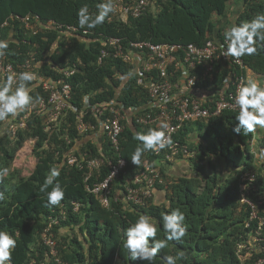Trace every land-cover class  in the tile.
<instances>
[{
  "label": "trees",
  "instance_id": "1",
  "mask_svg": "<svg viewBox=\"0 0 264 264\" xmlns=\"http://www.w3.org/2000/svg\"><path fill=\"white\" fill-rule=\"evenodd\" d=\"M103 2L0 0V24L8 20V26L1 29L0 40L9 45L0 57L17 66L34 56L40 63L38 77L71 85L69 104L78 110L88 99L91 104L121 103L128 111L131 105L142 106L147 95L137 82L134 64L111 56L98 62L100 49L109 37L120 38L126 50L131 42L144 40L205 46L224 43L227 28L264 13V0H152L139 17L124 20L110 13L103 24L81 28L78 10L87 6L95 16ZM232 8L238 13L231 23L227 17ZM28 13L40 18L29 28L14 17ZM257 49L255 54L241 58L257 78H264V45L258 43ZM66 67L74 68L68 78L62 74ZM230 70L228 62L215 61L213 89H234L231 82H224ZM232 70L246 75V70ZM3 82L0 78V84ZM16 86H12L13 90ZM27 88L31 102L46 96L37 80L28 82ZM26 111L27 107L7 120L16 121ZM238 113L227 111L218 117L190 121L178 131L175 139L193 155L189 159L191 173L172 177L162 171L165 183L157 184V190L165 195L162 202L153 196L137 205L124 202L119 194L108 207L86 191L84 170L64 161L62 151L82 142L78 149L90 157L110 158L115 152L103 136L94 142L91 132L78 134L77 113L70 106L49 127L42 117L29 115L25 128L18 130L15 138L11 137L7 120L0 121V231L8 232L16 240L10 264H146L127 257L122 247L124 230L140 215H146L157 226L156 238L164 239L161 217L174 209L185 216L186 235L180 241L169 240L167 247L157 254L155 264H166L169 255L176 257V264H252L264 257V133L256 138L255 156L251 151L252 133L233 131ZM131 119L123 121L120 136V154L127 162V175L120 176L112 185L114 193L123 189L121 184L130 183V175L141 168V163L137 166L131 161L132 154L141 146L133 139L134 133L155 128ZM191 134L200 142H190ZM23 144L36 159L27 176L16 160ZM144 159L154 161L156 156L149 150L142 153L140 160ZM52 168L59 169L57 181L65 193L56 206H49L46 193L40 191ZM107 170L102 165L99 175L91 181L100 180ZM249 172L256 176L251 184L246 179ZM243 195L256 203L257 216L253 219L248 204L240 201ZM73 202L79 204L78 210L73 209ZM51 216L59 220L51 226L56 239L55 257L42 239ZM255 235L260 241L252 240Z\"/></svg>",
  "mask_w": 264,
  "mask_h": 264
},
{
  "label": "built area",
  "instance_id": "2",
  "mask_svg": "<svg viewBox=\"0 0 264 264\" xmlns=\"http://www.w3.org/2000/svg\"><path fill=\"white\" fill-rule=\"evenodd\" d=\"M152 0H111L115 11L122 19L127 17H138L142 15ZM25 27H31L40 18L35 14L14 16ZM8 26V20L0 24L1 29ZM74 30V28H73ZM86 31H84L85 33ZM227 47L225 43H210L198 46L194 43H153L151 41H134L130 48L125 49L120 38L109 37L105 46L100 49L98 62L106 57L121 58L134 64L137 73V82L143 86L147 95V101L142 105H131L129 114L133 120L140 125H149L155 128L163 121L169 127L166 137H170L171 143L153 154L160 163H172L181 153L186 154L187 146L175 139L178 131L190 121L203 120L218 117L223 112H239L234 97L240 86L246 83V75L238 74L233 68L243 70L245 68L242 58H226L223 53ZM215 61H226L231 68L226 82H231L233 90L223 88L213 89V71ZM38 63L34 56H29L22 63L14 66L12 63L0 57V78L6 80L10 74L18 76L21 72H31L35 75L38 84H41L46 96L30 103L27 111L18 120H7L11 137L15 138L18 130L24 129L29 115H37L44 119L47 127L57 122L64 110L69 106L77 113L76 129L78 134L84 135L91 132V136L104 137L110 143L115 155L112 157L94 156L90 157L86 151L79 150L73 146L72 149L62 151V157L71 166H77L84 170V186L86 191L92 193L104 207L116 201L119 194L124 202L141 205L153 197L157 184H164L165 180L161 169L156 163L148 159L141 161V168L130 175L131 182L121 184L114 193V185L120 176L127 175V162L120 154V136L124 129L123 121L127 119L128 113L124 111L121 103L105 102L102 104H91L85 99V106L78 110L69 104L71 98V85L66 81H57L50 77H38ZM74 73L73 67L62 70L65 78ZM144 77L145 80L142 78ZM14 85V84H13ZM87 117V118H86ZM94 117V120L91 118ZM67 140L66 144H69ZM78 142V141H76ZM83 145V143L81 144ZM80 148V147H79ZM102 165H106L107 172L100 179L91 181L99 175ZM158 166V167H157ZM252 181L254 176H248ZM255 190V187H253ZM243 202L250 207V219L257 216L255 202L242 196ZM79 204L73 202V209L78 210ZM50 224L42 234L43 242L49 247L51 255L57 256L56 239L51 231V226L57 224L58 217H50ZM254 237L253 240H258ZM59 261L58 258H56ZM252 264H264V257H259Z\"/></svg>",
  "mask_w": 264,
  "mask_h": 264
},
{
  "label": "clouds",
  "instance_id": "3",
  "mask_svg": "<svg viewBox=\"0 0 264 264\" xmlns=\"http://www.w3.org/2000/svg\"><path fill=\"white\" fill-rule=\"evenodd\" d=\"M114 11L115 9L110 0H105V2L98 5V11L95 16L89 13L87 6H84L77 12V22L81 28L92 29L103 24L109 14ZM228 21L232 23L234 20L228 19ZM224 37L225 41H227V47L223 53L224 57L239 59L245 55L255 54L258 50L257 44L264 45V13L256 15L255 18L248 22L227 28L224 32ZM217 44H220V42L218 41ZM8 47L9 45L6 40H0V56L5 54V50ZM243 70L252 72L246 65ZM34 79L36 77L33 73L25 71L19 73L18 76L16 74L8 75L3 84H0V121H6L9 116L15 117L20 111H23L30 105L32 97L29 95L27 83ZM258 80L262 81L264 78L258 77ZM13 84L17 85L15 90H13ZM234 101L239 107V113L235 117L237 124L233 128V131L238 134L242 132L244 135L252 133L251 143L255 141L256 144L257 137H254V131L257 127L264 128V87L247 78L246 83L238 88ZM126 113H128V116L125 121H132L129 109ZM168 127L169 125L166 122L161 121L157 128L149 129L146 133H134L133 139L139 141L141 145L136 148L131 156V161L134 165H140V157L143 152L149 150L158 152L171 143L170 137H166ZM254 154L257 156V150ZM192 156L191 152L186 154L181 153L172 163L162 164L157 158L151 162L156 163L161 172H167L168 166H173L181 158L189 161ZM59 175L60 171L58 168L50 169V174L45 178L44 183L40 187V191L45 192L47 195V204L49 206L59 205L65 195L64 190L57 181ZM251 175L254 176L253 180L256 178L254 173L249 172L246 174L249 184L253 182V180L250 181L248 178ZM50 186L51 191H48ZM0 199H3V193H0ZM259 219L261 218L259 217ZM161 220L165 233L164 239L156 238L157 226L146 215H140L135 222L124 230L122 247L127 251L128 258L131 260H141L146 262V264H155L157 254L167 247L169 240L180 241L186 235L187 229L183 223L185 216L179 209H174L170 213L164 214ZM254 237H257V235ZM258 240L260 241V239ZM15 247L16 240L13 236L8 232L0 231V264H10L12 251ZM177 255L182 256L183 253H178ZM165 259L166 264H176V257L169 255Z\"/></svg>",
  "mask_w": 264,
  "mask_h": 264
},
{
  "label": "crops",
  "instance_id": "4",
  "mask_svg": "<svg viewBox=\"0 0 264 264\" xmlns=\"http://www.w3.org/2000/svg\"><path fill=\"white\" fill-rule=\"evenodd\" d=\"M246 76H247L248 79H250V81L253 80L255 83H257L261 87H264V85L262 86V84H264V80L258 81L257 75H255L254 73H252L250 71H247L246 72ZM91 138H92L91 140H93L94 142L97 141V137L96 136L92 135ZM189 140H190V142H193V143L200 142V140L198 138H195L193 136V134H191V137H190ZM81 144H82V142H79L74 147L78 148V147H80ZM167 172L172 177L179 176V175H184V174H190L191 173L190 163H189V161L187 159L178 160L177 162H175L173 164V166H170V167L168 166L167 167ZM154 199L157 200V201L162 202L165 199V195L162 193V191H159V190L156 189L155 193H154Z\"/></svg>",
  "mask_w": 264,
  "mask_h": 264
},
{
  "label": "rangeland",
  "instance_id": "5",
  "mask_svg": "<svg viewBox=\"0 0 264 264\" xmlns=\"http://www.w3.org/2000/svg\"><path fill=\"white\" fill-rule=\"evenodd\" d=\"M237 13L238 12L236 11V8H232L229 11L230 15L228 16V19L233 21L234 18L236 17V15H237ZM195 129H196V127H195ZM263 133H264V128L257 127L256 130L254 131V137H259V135H262ZM19 149H20V151H19L18 156L16 158L17 164L21 168L23 175L27 176V175L30 174L32 168L34 167L36 159L31 154L30 149H29V147L27 145L23 144ZM251 151L253 153H256L255 141L251 143ZM181 159H183V158H181Z\"/></svg>",
  "mask_w": 264,
  "mask_h": 264
}]
</instances>
